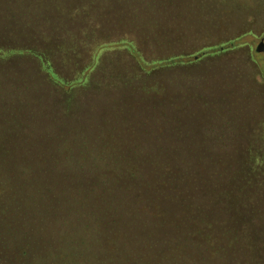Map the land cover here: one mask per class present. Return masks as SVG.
<instances>
[{
    "label": "rangeland",
    "instance_id": "rangeland-1",
    "mask_svg": "<svg viewBox=\"0 0 264 264\" xmlns=\"http://www.w3.org/2000/svg\"><path fill=\"white\" fill-rule=\"evenodd\" d=\"M103 1L0 0V264H264V157L250 160L254 140L264 148V0ZM84 33L87 46L72 49ZM116 39L133 49L108 47ZM45 41L63 47L68 65L54 66L66 85L78 84L90 45L105 43L69 118L56 115L52 78L28 54ZM112 149L118 172L91 174L98 187L89 168L103 170ZM126 164L132 184H152L128 191ZM120 194L130 198H109ZM210 200L192 235V208ZM112 210L117 239L102 232L100 213ZM25 247L36 256L21 259Z\"/></svg>",
    "mask_w": 264,
    "mask_h": 264
},
{
    "label": "trees",
    "instance_id": "trees-1",
    "mask_svg": "<svg viewBox=\"0 0 264 264\" xmlns=\"http://www.w3.org/2000/svg\"><path fill=\"white\" fill-rule=\"evenodd\" d=\"M39 2H41V3L42 2H47V0H39ZM102 4L103 5H101L100 8L110 9L108 5H111V3H109V1L104 0ZM41 5H36V6H38L40 8H44ZM120 5H121L120 8H118L116 5H115L116 8H114V10L116 11L117 16L120 15V13H121L120 11L121 10L123 11V9H125V10L128 9V8L125 7V3H124V5H122V4H120ZM89 7H90V5L87 7L85 4L84 5L82 4L80 9L81 10H84L85 12L84 11L83 12L86 14V13H90L87 10V8H89ZM111 7H113V6L111 5ZM44 15H46V14H44ZM44 15L43 14L38 15L39 16L38 20H36V19L34 20V15H33L31 21L35 25H37L40 21H42V18H43ZM47 16H45L44 19H46ZM88 16H90L89 17V19H90L91 18V14L90 15H87V17ZM72 17H74V16H72ZM102 27H103V29L105 28V26H102ZM106 30H109V29H106ZM85 38L89 39V37L86 35V33H84V41H81L80 38L75 35L73 37V41L71 42L72 49L79 50L80 48H84V47H80L81 44L87 46V43H86L87 41H85ZM46 40H48V39H46ZM110 42L111 43L109 44L108 47H110V46H116V48H120L121 47V48H126L127 50L133 49L132 44L131 45H125L123 43V40L122 39H119V40L116 39V40H112ZM49 43L50 42H46L45 43V45H44V47H46L45 50L42 51L41 50L42 48H41L40 49L41 51H38V52L34 51L35 53L33 52V53H28V54L29 55L31 54L32 56H34L38 60L37 61V64L40 66V68L45 73H48L49 76L52 78V81L53 82L50 83L51 90H52V92L54 94V100L52 101V104L55 105L56 107H58L60 109V111H58V114H56V115H59L62 118H65L66 116H67L66 118H69L70 112L71 111H74V110L71 109L73 103L75 102L74 95L75 94H78L81 90H86L88 88V87H86V88L83 89L84 86L83 87L81 86V85H83L85 83L83 81H87V79H88V77H87L88 74H85V70L91 68L93 65L96 64V61L99 58V54L102 51L105 50V47H104L105 43H102V42L98 43V42H96V43H92L90 45V47L92 49L88 53L89 56H88V60H86V65L82 67V69H84V68L85 69L82 70L83 72L78 75L79 77H75L74 79H71V81H79L80 82V84L78 82L79 85L78 84H74V83H70L69 85H66V84H63V83L60 82V81H64L65 79H64V77L62 75H60V74H58L56 72L55 66H57L58 64L63 65V66L64 65H68V62H67V59L60 53V50H62L63 47L61 46L60 47V50L58 49L56 51L55 50L52 51V50L47 49V47L49 46ZM22 50H20V51L23 52ZM129 53H132V52H129ZM48 55H50V56H48ZM131 55L134 58H136L133 54H131ZM166 60L167 59H152L151 61L152 62H157V63L158 62L159 63L160 62L162 63L163 61L165 62ZM138 61H141V60H139V58H138ZM135 62H136V60H135ZM143 63H145V61H143ZM115 82L116 81H110V82L104 84V86H109L110 84H113ZM80 87H81V90H80ZM91 89H93V88H91ZM90 90L85 91V92H89ZM113 100L114 99L109 100V102L110 101H113ZM103 101H104V103L106 102V100H103ZM97 102H98L97 105L95 103V104H93L88 109V111L85 110V112H83L84 122L88 121L87 118H86V116H88V114H91V116H95V115L100 114V111H102V108H103V106H102V100L100 99ZM83 103H85V102H83ZM67 108H69V109L67 110ZM64 121H65V119H64ZM253 142L254 143H253V146L252 147H253V150H255V157L253 156L250 160H252V159L255 158L253 162H255L256 166H258L260 164L259 161L262 160V158H257V157L258 156L264 157L263 156L264 155V148L261 147V145L257 142V140H254ZM115 150L116 149L108 150L105 153V156L107 154L108 155L110 154V156L108 157V160H110V161H108V162L105 163V167H103V170H101V165L100 164H94L93 169H90L89 168V176L91 174H93L94 172H96V173L99 174V171H101V172H103L104 175H108L111 178V176H112V173L111 172H114V171L118 172L117 171L118 170L117 169V166H115L116 165V163H115L116 161H115L114 156H119V155L118 154H115V152H116ZM250 164H251V161H250ZM143 169H144V172H146V168L143 167ZM123 170L124 171H127L126 177H127V179H128L129 182L126 181V180H124L122 182V184H123L122 186L125 187V188H127V190L130 189V188H131V190H136L139 187H143L145 185L152 184V183H150L148 181V179L142 180L139 183H133L132 184V180L136 177L137 172L131 171V166L129 164H126ZM169 171H170L169 173H166V175L165 174L164 175L168 179H173L174 178V175H175V173H176L177 170L176 171H172L171 169H169ZM93 177L94 176H90L89 177V179H91V182H92ZM202 180L203 179H201V177L197 179L195 177V175H194V184L196 185L197 189L201 185ZM92 183H96V186H98V187H101V185L103 186V183H102L101 178L100 179L95 178ZM115 183L116 182H114V183H112V182L105 183L106 184L105 189L115 188L114 187V186H116ZM117 187L121 189V184L117 185ZM158 187H159L158 185H155V188H158ZM95 189H97V188H95ZM144 190H145V187H144ZM198 190L200 191V193H204L205 192V190H202V189H198ZM91 192H93V190H91L90 193ZM170 193H174V191L170 189ZM219 194H222V195H226L227 196L228 195V191L226 190V191L223 192V190L220 189L219 190ZM178 195H179V193L175 194V199L178 200V201H182V198H180ZM216 196H218V194ZM125 197L126 198H130L128 195H125L124 196L122 194H120V195H112L109 198L110 199H113L112 201H114L115 203H118L119 200H120V202H122ZM148 197L149 196H147V195H142V198L143 199H147ZM101 198H102V200H104V197L102 195H101ZM178 201H176V202H178ZM210 202H211V200L210 201H207L205 203V205L199 202L198 205H195V209L192 208L193 209L192 210V213H193L192 219H190V222L188 223V229L190 231H192V233H191L192 235L194 233H196V231L200 228V226L208 218V216L206 214H208L211 211V209H210ZM109 203H110V206H111V209H112V202L109 201ZM149 207L150 206L147 203V209H149ZM147 213L149 214V216L151 218H156L159 215L158 212H154V213L147 212ZM100 215L102 216L103 225H105V227L102 226V232H104V234H108V237H107L108 239H110L112 237H115V239H117L122 233H124V232L121 231V224H120L121 214H117V213H115L112 210L111 212H108V213L101 212ZM90 218H91V215H90ZM178 226L179 227H183L184 226V222L182 221V219H179ZM204 226H206V225H204ZM211 227H212V225H211ZM107 243H111L112 244V248L114 249V246L116 245L117 242H108L107 241ZM126 244L127 243L125 242L123 245H126ZM124 249H125V251L128 254L131 253L130 248H124ZM19 255H20L21 259L27 260L29 257L31 258L34 255L36 256V251L33 249V247H30V248L25 247V248H23V249L20 250ZM105 255H106V257L107 256L111 257L107 253V251H105ZM73 264H76V263H73Z\"/></svg>",
    "mask_w": 264,
    "mask_h": 264
},
{
    "label": "crops",
    "instance_id": "crops-1",
    "mask_svg": "<svg viewBox=\"0 0 264 264\" xmlns=\"http://www.w3.org/2000/svg\"><path fill=\"white\" fill-rule=\"evenodd\" d=\"M256 139H258V137H256ZM258 141V140H257Z\"/></svg>",
    "mask_w": 264,
    "mask_h": 264
}]
</instances>
